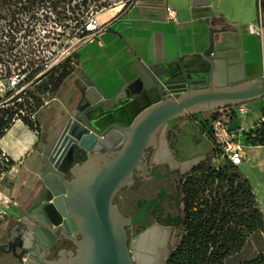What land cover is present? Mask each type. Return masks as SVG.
<instances>
[{"label": "water", "instance_id": "obj_1", "mask_svg": "<svg viewBox=\"0 0 264 264\" xmlns=\"http://www.w3.org/2000/svg\"><path fill=\"white\" fill-rule=\"evenodd\" d=\"M215 32L209 30L208 46L201 52L163 64L138 61L135 78L113 96L101 94L85 76L75 80L73 107L60 117L62 129L42 154L46 172L33 201L0 237V264H29L36 246L50 247L59 231L69 238L82 234L76 253L63 264H133L127 219L114 196L135 168H145L143 158L149 150L151 156L158 130L192 111L191 105L194 112L212 113L253 97L243 91L242 65H227L217 55ZM149 166L158 177L170 170L166 165L165 173L155 171L151 158ZM145 211L132 222H141Z\"/></svg>", "mask_w": 264, "mask_h": 264}, {"label": "crops", "instance_id": "obj_2", "mask_svg": "<svg viewBox=\"0 0 264 264\" xmlns=\"http://www.w3.org/2000/svg\"><path fill=\"white\" fill-rule=\"evenodd\" d=\"M165 3L173 9L175 20L167 18ZM114 11L97 14L106 30L79 49L72 72L37 111L39 129L15 120L1 136L0 149L13 161L7 172L11 175L13 189L8 193L0 185V200L10 197L20 208H10L7 216L10 218L0 224V237L10 221L33 201L39 179L46 172L41 159L62 129L60 117L73 107L76 79L85 76L101 94L113 96L122 85L135 78L138 61L147 65L163 64L182 54L201 52L208 46L209 30L213 28L218 31L213 35L217 55L225 59L227 65H242L243 91L253 96L244 103L256 101L259 106L264 105V7L261 5L259 9L258 0H148L125 9L117 4ZM259 21L262 24L260 34L250 33L248 26L258 25ZM189 108L192 111L170 119L158 130L156 146L150 156L152 164L168 165L184 172L186 163L211 158V143L203 139L209 148L199 149L201 140L180 134L186 131L190 115L197 113L192 105ZM252 124L253 121L239 116L230 118L229 122L231 129L241 126L246 131ZM257 149H264V146H246L245 159ZM122 191L123 188L116 193L120 203Z\"/></svg>", "mask_w": 264, "mask_h": 264}, {"label": "trees", "instance_id": "obj_3", "mask_svg": "<svg viewBox=\"0 0 264 264\" xmlns=\"http://www.w3.org/2000/svg\"><path fill=\"white\" fill-rule=\"evenodd\" d=\"M17 0L20 6L17 9L9 10L7 14L0 13V37H13L12 33L18 32L23 28L22 16L33 17L34 2ZM48 2L43 0L42 2ZM72 1V0H69ZM92 1V0H91ZM94 1V0H93ZM57 1L56 3H58ZM48 5L55 14L59 11H54L59 7L57 4ZM82 5L85 10L88 9V0H81L76 2L75 6L79 9ZM45 6V4H44ZM75 7V8H76ZM106 7L105 3H100L99 8ZM73 6L72 11H75ZM54 9V10H53ZM20 14V15H19ZM7 15H10L7 19ZM77 19V18H75ZM12 34V35H11ZM22 59L20 65L26 62L27 52L21 54ZM72 67L65 68L57 75H50L46 80V85L54 87V92L59 88L62 81L72 72ZM42 80L40 82H42ZM53 92V93H54ZM36 108L42 106L44 102L36 99ZM15 106L20 104L15 103ZM12 106V105H11ZM0 108V138L9 128L12 123L13 109L12 107ZM222 109L215 112V114H224L230 111ZM229 115L234 118L235 113L229 112ZM29 127L38 130L39 126L36 121L29 122L26 118L22 119ZM230 122V119H229ZM243 143L246 146H264V123L259 122L252 128L248 129L243 134ZM211 158L207 157L194 165L189 173L185 176L184 184V200H185V214L182 224L177 233V241L169 245L168 252L164 258L163 264H234L232 251H238L243 244V235L246 230H252L256 237V242L250 243V254L238 258L236 264H264V216L263 213L256 207H253L249 215H246L245 198L250 194L251 189L248 187L247 181L243 180L237 184L235 189L230 187L222 196L211 195L207 198L196 199L195 193L199 190V179L202 175L205 176L204 184L210 181H217L218 179L227 178L225 171L210 173L202 171V166L210 165L214 154L212 149ZM225 168H237L228 160L222 159ZM13 165V161L5 156L0 149V175L9 171ZM213 165V164H212ZM224 169V168H223ZM0 179V185H4ZM233 185V184H232ZM251 187V185H250ZM252 197V204L254 205V198Z\"/></svg>", "mask_w": 264, "mask_h": 264}, {"label": "built area", "instance_id": "obj_4", "mask_svg": "<svg viewBox=\"0 0 264 264\" xmlns=\"http://www.w3.org/2000/svg\"><path fill=\"white\" fill-rule=\"evenodd\" d=\"M259 9L261 8V0H258ZM167 11V18L175 20L173 9L165 3ZM49 11L33 13V17H25L23 19V28L18 32L13 33V37L9 38L10 41L15 40L16 35L23 32L25 39L24 52H27V58L24 64L20 65L17 59V54L7 52V61L3 65L4 69H0V76L4 77L2 82L0 94V108L9 106V104H21L22 94H25L28 87L32 84H38L43 78L50 75H57L65 63L70 62L72 55L74 59L79 49L92 41L103 31L106 30L105 23H100L97 18V12L89 11L85 17L77 19L65 20L61 24L58 17L49 8ZM38 13L45 21H49V29L44 31L42 35H37L33 32L32 20L37 19ZM26 20V21H25ZM28 22L30 29H28ZM261 21L258 25H249L248 31L253 34H260ZM61 27L64 28L61 29ZM47 53V54H46ZM72 67L75 61L71 62ZM2 70V71H1ZM1 72L3 73L1 75ZM21 102V103H20ZM33 99L30 98V107L23 112L22 109L13 111L12 122L15 120H22L26 118L27 121L33 122L36 125V113L43 106L36 108V104L32 103ZM247 103L233 106L230 111L224 114L217 115L213 113H195L190 115L193 122L199 126L202 134L211 142L214 154L212 161L226 159L231 164L238 166L245 159V147L243 143L244 130L241 126L236 129H231L229 126V119L232 118L229 112L235 113L236 116L245 117L248 113ZM23 121V120H22ZM24 122V121H23ZM258 122L264 123V113ZM254 125L252 124L250 128ZM3 174L0 175V179ZM9 198V199H6ZM18 207L20 205L17 201L10 197L4 196L0 200V217L3 218L9 215L10 208Z\"/></svg>", "mask_w": 264, "mask_h": 264}, {"label": "rangeland", "instance_id": "obj_5", "mask_svg": "<svg viewBox=\"0 0 264 264\" xmlns=\"http://www.w3.org/2000/svg\"><path fill=\"white\" fill-rule=\"evenodd\" d=\"M22 0L21 3H23ZM26 1H31L34 2L33 6V11L37 12H44L48 9V5H54L57 1H59L57 6L59 7L58 9H53L55 12L56 11H61L59 14H55L58 19L60 20L61 24L64 23L65 20L69 19H75V18H81L85 17L89 11H94L99 14L102 11L105 10H111L112 13H114V8L116 7L117 4L123 9L127 7H131L133 4H141L143 2H146L148 0H88V6L85 10V8L82 5H79V9L75 6V0L69 1V0H48V2H42L43 0H26ZM76 2H81V0H76ZM100 3H105L106 7L99 8ZM45 4V6H44ZM261 5L264 7V0H261ZM20 4L17 2V0H0V13L2 15L7 14V12L13 9H17ZM73 6L75 8V11L73 12ZM53 12V11H52ZM41 13H38L36 17L37 19L32 20V24L28 22V29H30V24L33 27V32L37 35H42L44 31L49 29V21H45L41 16ZM54 13V12H53ZM57 13V12H56ZM20 15V14H19ZM29 15V14H28ZM10 17V15H7V19ZM22 19L25 18V16L21 17ZM257 20V19H256ZM26 21V20H25ZM4 20L1 21L0 23L4 24ZM61 29L64 30L63 27ZM13 34V33H12ZM11 34V35H12ZM29 37H26L25 39L28 40ZM25 39L23 36V32L21 31L16 35L15 40L10 41L8 36H1L0 37V69H4L3 65L7 61V52H11L13 54H17V59L20 62L22 59L21 54H25L24 48L25 47ZM47 54V53H46ZM75 61L74 56L70 58L69 63H65L64 67H72L71 62ZM73 68V67H72ZM2 71V70H1ZM3 73L1 72V75ZM46 80H42V82H39L38 84H32L28 87L26 90L27 92L25 94H22V103L20 106H15L12 104H9L7 107H12L13 111H18L22 109L23 112H25L30 106L27 105L30 103V98L33 99L32 103H36V99L41 100V102L45 101L49 96H51L54 92V87L50 85H46ZM2 82L4 83V77L0 76V94H3V91H1L2 87ZM27 105V109L26 106ZM260 104L256 101L247 103V109L249 110L247 115L244 118H247L250 121H253V125L255 126L258 121L260 120L261 116L264 113V105L259 106ZM238 106V105H236ZM250 129V128H249ZM185 132H181L180 134L183 136L184 135H189L190 139L194 140H201L199 141L200 143V148L199 149H204L208 150L209 144L205 142L203 139L211 143L204 134H202L199 126H197L192 119L190 121H187V125L185 126ZM185 133V134H184ZM242 139V137H241ZM156 162V161H155ZM187 164V165H186ZM185 165L187 166V169H185L184 172H187L191 170L192 166L196 165L197 163H186ZM213 164V165H212ZM223 160L220 159L218 161H211V164L202 166V171H207L210 173H217V172H223L225 171L226 177L227 178H222L218 179L217 181H210L207 184H204L205 176L206 174L202 175L199 179V190L195 193V198L196 199H202V198H208L210 195L211 197L214 196H222L225 191H227L230 187L232 189H235L237 187V184L240 183L243 180L247 181L248 187L251 189L250 194L245 198V203L247 205L245 213L246 215H249L253 207L258 208L264 216V149H257L253 150V152L249 155L248 159H244L240 165H238L237 168H225V165H223ZM224 168V169H223ZM8 172V171H7ZM5 172L3 176H1L2 182H4L3 187L5 188L6 192L10 193L13 189V183L10 179L11 175L9 173ZM233 184V185H232ZM251 185V187H250ZM8 189V191H7ZM254 198V205L252 204V197ZM7 197V196H6ZM3 197L1 198V200ZM9 199V198H6ZM10 217H0V224L7 222ZM160 233V232H159ZM162 235H158L157 239H161ZM161 237V238H160ZM167 237V238H166ZM162 238L163 242L162 244L158 247L156 250H149L148 252L144 249L141 250V248H138L136 246L135 242L132 243V249L135 250V253L137 256H142L146 255L150 257L153 261V264H162V261H164V258L168 252V248L170 244H173L175 241L173 237H170V230L167 232V236ZM166 239V240H165ZM256 237L252 233V230H246L243 235V244L241 249L238 251L234 250L232 253L234 254L233 257V262L236 264L238 262V258L242 256V259L245 257V255L250 254V252H253V248L251 250L250 248V243L256 242ZM152 251V252H151ZM149 264V263H148Z\"/></svg>", "mask_w": 264, "mask_h": 264}, {"label": "flooded vegetation", "instance_id": "obj_6", "mask_svg": "<svg viewBox=\"0 0 264 264\" xmlns=\"http://www.w3.org/2000/svg\"><path fill=\"white\" fill-rule=\"evenodd\" d=\"M143 161L146 164L145 168L139 167L133 170L128 183L123 188L122 202L117 205L121 214L127 219L124 229L133 264H153L150 257L137 256L135 250L132 249L133 242L141 250L144 249L147 252L156 250L158 245L162 244V238L167 236L169 230L170 237L175 240L173 242L177 241V233L185 214V176L190 171L181 172L178 169L169 168L167 175L158 177L157 174H151L154 170L149 166L150 150L145 154ZM158 170L162 174L165 173L166 165H156L155 171ZM114 199H116V195ZM148 201L151 202L146 205ZM145 207L143 220L132 222V218ZM161 234H163L162 238L157 239ZM59 236L60 238L48 248H44L40 244L36 246L35 255L31 257L29 264H36L35 261H39L41 264H63L65 260L69 259V256L75 254L76 242L82 238V234L78 231L69 238L64 232L59 231Z\"/></svg>", "mask_w": 264, "mask_h": 264}]
</instances>
